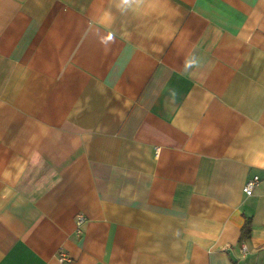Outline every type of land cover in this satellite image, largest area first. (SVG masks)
Here are the masks:
<instances>
[{
	"label": "crops",
	"instance_id": "obj_1",
	"mask_svg": "<svg viewBox=\"0 0 264 264\" xmlns=\"http://www.w3.org/2000/svg\"><path fill=\"white\" fill-rule=\"evenodd\" d=\"M0 264H264V0H0Z\"/></svg>",
	"mask_w": 264,
	"mask_h": 264
},
{
	"label": "built area",
	"instance_id": "obj_2",
	"mask_svg": "<svg viewBox=\"0 0 264 264\" xmlns=\"http://www.w3.org/2000/svg\"><path fill=\"white\" fill-rule=\"evenodd\" d=\"M258 183H259V177H255L254 179L248 181L247 184L244 187V192L247 195L251 196L253 194L256 186L258 185ZM83 223H84L83 217L79 216L78 220H77V225L79 226V229H78L79 233H82L81 227H82ZM61 260H65L64 254L61 257Z\"/></svg>",
	"mask_w": 264,
	"mask_h": 264
},
{
	"label": "trees",
	"instance_id": "obj_3",
	"mask_svg": "<svg viewBox=\"0 0 264 264\" xmlns=\"http://www.w3.org/2000/svg\"><path fill=\"white\" fill-rule=\"evenodd\" d=\"M251 232H252V222L251 220L249 219L244 227H243V230H242V235H241V241L242 242H245L247 241L250 237H251Z\"/></svg>",
	"mask_w": 264,
	"mask_h": 264
},
{
	"label": "rangeland",
	"instance_id": "obj_4",
	"mask_svg": "<svg viewBox=\"0 0 264 264\" xmlns=\"http://www.w3.org/2000/svg\"><path fill=\"white\" fill-rule=\"evenodd\" d=\"M77 229H79V226L77 227Z\"/></svg>",
	"mask_w": 264,
	"mask_h": 264
},
{
	"label": "bare ground",
	"instance_id": "obj_5",
	"mask_svg": "<svg viewBox=\"0 0 264 264\" xmlns=\"http://www.w3.org/2000/svg\"><path fill=\"white\" fill-rule=\"evenodd\" d=\"M84 219V218H83Z\"/></svg>",
	"mask_w": 264,
	"mask_h": 264
}]
</instances>
